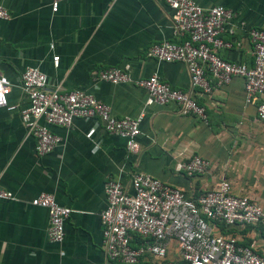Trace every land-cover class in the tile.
Here are the masks:
<instances>
[{"label":"crops","instance_id":"1","mask_svg":"<svg viewBox=\"0 0 264 264\" xmlns=\"http://www.w3.org/2000/svg\"><path fill=\"white\" fill-rule=\"evenodd\" d=\"M192 1L203 9L219 5L232 13L228 27L233 34L221 35L231 48L219 49L217 55L250 67L245 31L264 29V0ZM0 6L9 14L0 20V74L11 84L7 102L16 106L10 112L0 108V189L13 197L0 200V264H104L99 222L105 208L103 185L116 179L129 187L135 172L192 199L226 181L232 194L264 209V130L254 107L244 102L242 78L232 77L224 85L212 82L210 92L202 94L189 87L182 63L146 57L154 44L180 41L163 0H62L55 12L47 0H0ZM125 66L132 80L156 74L172 88L189 92L203 107L205 122L177 114L173 104L146 105L145 91L132 83L96 78L100 70ZM26 67L46 75L48 91L77 89L107 105L115 117L141 115L131 151L96 119L75 118L66 128L49 127L58 143L49 153L36 155L34 140L17 114L27 106L19 89ZM192 156L208 162L205 174L185 176L174 170ZM39 193L70 209L59 243L46 238V211L29 204ZM212 231L241 243L253 241L264 253V235L251 227L214 225ZM168 259H176L173 244Z\"/></svg>","mask_w":264,"mask_h":264},{"label":"built area","instance_id":"2","mask_svg":"<svg viewBox=\"0 0 264 264\" xmlns=\"http://www.w3.org/2000/svg\"><path fill=\"white\" fill-rule=\"evenodd\" d=\"M55 12L62 0H47ZM171 11L172 33L179 42L162 41L150 46L146 57L160 63L180 62L185 66L189 87L208 94L211 83L227 84L232 77L243 80L244 102L255 110L256 122L264 130V29L245 31L251 45L252 65L230 63L217 55V50L231 48L230 41L221 35H232L228 27L232 13L219 5L206 9L192 0H163ZM9 14L0 6V20ZM51 48V46H50ZM56 63L57 57H52ZM99 81L111 84L132 83L145 91L146 105L173 104L177 114L191 115L202 122L206 114L189 92L172 88L160 81L156 74L132 80L128 68H108L96 74ZM47 78L36 67H26L19 76V89L27 106L17 111L26 134L34 140V152L49 153L58 138L49 127L70 125L73 119H96L104 131L125 140L131 151L139 134L141 115L115 117L110 108L91 95L74 89L69 92L46 90ZM11 89L8 79L0 74V108L10 112L7 95ZM91 132L86 134L89 137ZM208 162L198 156L175 164L174 170L185 176L203 175ZM130 190V191H129ZM105 208L99 214L101 249L104 264H264V255L255 242L243 244L236 239L216 235L214 225L251 227L264 233V209L255 201L230 192V185L220 181L216 188L187 198L177 188L148 174L135 172L129 187L116 179L103 185ZM12 194L0 189V200H12ZM29 204L47 213L46 238L59 243L63 238V224L70 209L58 205L50 194L39 193ZM175 247L176 259H168Z\"/></svg>","mask_w":264,"mask_h":264},{"label":"trees","instance_id":"3","mask_svg":"<svg viewBox=\"0 0 264 264\" xmlns=\"http://www.w3.org/2000/svg\"><path fill=\"white\" fill-rule=\"evenodd\" d=\"M261 234H262V235H264V233H263V232H262ZM243 244H245V245H246V244H248V243H243ZM263 255H264V253H263Z\"/></svg>","mask_w":264,"mask_h":264}]
</instances>
